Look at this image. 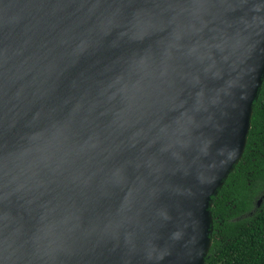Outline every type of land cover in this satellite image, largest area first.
<instances>
[{
  "label": "water",
  "instance_id": "water-1",
  "mask_svg": "<svg viewBox=\"0 0 264 264\" xmlns=\"http://www.w3.org/2000/svg\"><path fill=\"white\" fill-rule=\"evenodd\" d=\"M263 75L264 0H0V264H204Z\"/></svg>",
  "mask_w": 264,
  "mask_h": 264
},
{
  "label": "trees",
  "instance_id": "trees-1",
  "mask_svg": "<svg viewBox=\"0 0 264 264\" xmlns=\"http://www.w3.org/2000/svg\"><path fill=\"white\" fill-rule=\"evenodd\" d=\"M264 75L261 82L263 87ZM264 105L253 101L240 158L225 177L209 209L211 243L204 264H264Z\"/></svg>",
  "mask_w": 264,
  "mask_h": 264
},
{
  "label": "flooded vegetation",
  "instance_id": "flooded-vegetation-1",
  "mask_svg": "<svg viewBox=\"0 0 264 264\" xmlns=\"http://www.w3.org/2000/svg\"><path fill=\"white\" fill-rule=\"evenodd\" d=\"M263 84H264V82H263ZM259 95V104L261 105V106H263L264 105V85H263V87L261 88V90H260V93L259 94H257V96ZM257 98V97H256ZM255 202H256V200H255Z\"/></svg>",
  "mask_w": 264,
  "mask_h": 264
}]
</instances>
